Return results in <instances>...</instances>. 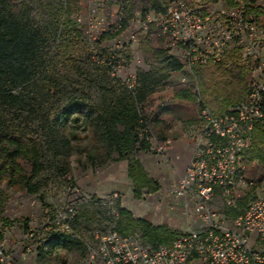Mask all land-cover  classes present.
<instances>
[{
  "label": "built area",
  "instance_id": "obj_1",
  "mask_svg": "<svg viewBox=\"0 0 264 264\" xmlns=\"http://www.w3.org/2000/svg\"><path fill=\"white\" fill-rule=\"evenodd\" d=\"M256 8L264 9V0H155L125 26L121 0L111 19L104 15L96 20L91 7L85 21L80 14L75 16L84 25L93 60L107 66L111 76L133 94L146 65L139 34H153L152 27L163 36L164 48L184 62L185 72L225 64L234 57L249 75L245 99L227 112L214 115L198 98L200 124L186 170L158 192L169 199L171 209L182 208L187 228L157 246L140 233L96 229L80 237L86 252L84 264H264V192L250 196L255 185L245 177V158L254 145L255 131L264 132V27ZM106 32L112 37L103 40ZM187 79L184 75L182 81ZM147 140L149 153L164 152L170 143L160 142L154 133ZM244 197L248 199L240 208ZM80 207L79 201L45 213V233L31 247L36 257L46 235L78 236L74 222ZM8 243L4 232L0 264H18Z\"/></svg>",
  "mask_w": 264,
  "mask_h": 264
},
{
  "label": "trees",
  "instance_id": "obj_2",
  "mask_svg": "<svg viewBox=\"0 0 264 264\" xmlns=\"http://www.w3.org/2000/svg\"><path fill=\"white\" fill-rule=\"evenodd\" d=\"M38 1L47 14L44 23L34 18L31 0H0V184L39 195L40 176L47 170L45 160L50 157L58 172L70 173L71 158L87 151L80 146L77 132L84 123L93 129L97 139V145L88 154L91 163H97L99 157L101 162L113 160L114 154L119 159H128L135 194L140 196L143 189L156 193L158 187L153 186L133 155L137 149L149 153L147 136L150 133H157L162 141L165 139L160 136L158 125L163 123L165 115H175L183 101L199 106L196 101L202 92L196 93L194 82L171 84L173 74L184 72V62L164 48V38L154 27L153 34L140 33L139 46L148 69L140 70V86L133 94L118 78L111 76L107 66L93 60L85 28L74 19L84 10L83 0ZM118 1L121 0H105L108 19ZM122 1L125 2V26L137 11L155 4V0ZM254 12L264 27V9L256 8ZM111 37L106 32L103 40ZM85 63H91L94 69L88 72ZM65 68L87 75L90 84L98 90L100 100L90 98L84 89L71 90L61 74ZM237 68L248 89L247 69ZM196 79L201 91L200 79L197 76ZM169 84L173 87L171 101L156 103L152 96ZM239 102L231 99L219 111L210 110L220 115L227 106ZM260 142H264V132L257 130L254 148L245 158V177L255 187L264 181V150L258 147ZM247 199L242 198L240 204L245 206ZM5 200L1 191L0 240L6 224ZM89 211L81 205L74 222L77 230L91 219L113 221L104 211ZM118 211L115 229L123 234L138 228L154 246L168 243L176 236L167 227L155 226L146 219L135 220L120 203ZM77 240L59 232L46 235L38 247L37 261H47L53 251L62 247L80 248L81 242Z\"/></svg>",
  "mask_w": 264,
  "mask_h": 264
},
{
  "label": "rangeland",
  "instance_id": "obj_3",
  "mask_svg": "<svg viewBox=\"0 0 264 264\" xmlns=\"http://www.w3.org/2000/svg\"><path fill=\"white\" fill-rule=\"evenodd\" d=\"M83 3L84 10L77 14H80L84 21L89 16L90 7L96 10V13H94L96 20L104 15L107 16V12H109L104 0H83ZM31 4L34 18L44 23L47 14L44 8L41 7L40 2L31 0ZM79 24L83 25L82 22H79ZM139 49H141L140 46ZM84 66L88 72L94 69L91 63H85ZM238 66L245 68L237 58L233 57L225 64L196 67L194 69L201 82V91H199L200 89L196 90V87L195 91L198 94L202 92L199 98L204 100L214 113L225 107V103L231 99H238L240 102L245 99L247 88L245 89V79L240 76ZM143 68L148 69V66L145 65ZM185 71L181 74H173L171 84L194 82L197 86L195 73ZM198 73H200V76ZM61 74L67 80L68 87L71 90L84 89V93L90 98L95 101L100 100L98 90L90 84L87 75L66 68L61 70ZM184 75L188 77L185 82L182 81ZM172 95L173 87L169 84L165 89L155 93L152 99L156 103L164 100L171 101ZM195 105L194 102L183 101V106H177L175 115H165L163 123L158 125L157 130L161 134L160 136H165V139L162 141L157 133H154L157 139L160 142L168 141V139L170 141L164 152L147 154L137 149L133 155L134 159L142 165L144 173L157 185L161 183V186L164 187L165 185L166 187L179 177L175 179L174 176L170 177L174 169L173 162L177 161L179 157L177 154L168 151L170 146L180 144L191 152L193 150V143L200 124V106ZM232 106H227L226 111L223 112H227ZM77 132L80 136L78 140L80 146L87 148V151L71 158L70 173L58 172L51 157L45 160L47 170L40 176L42 189L39 195H29L24 190L7 188L5 184H0V192H4L6 199L4 214L6 224L3 231L7 236V241H9L7 245L15 253L16 263L18 264H84L86 252L80 237H87L96 229L117 228L119 203L132 213L135 220L146 219L155 226L174 229L173 231L176 234L180 231L181 224H185L181 210L177 207L170 209V201L165 195L160 196L158 192H147L146 189H143L140 196L135 194L134 183L129 176L128 159H119L118 155L114 154L113 160L101 162L99 157L97 163H91L88 154L97 145L93 129L81 123ZM184 134H187L188 137L183 141ZM258 147L264 150V142H260ZM253 148L254 146L251 151ZM251 151L247 157L250 156ZM167 170H170V173H165ZM263 192L264 181L250 190V196ZM79 201L81 205L83 204L84 207L90 210V213L96 210L104 211L112 217L113 221L100 222L92 219L87 221L78 230L75 228L78 233L75 238L81 242L80 248H59L49 255L47 261L40 263L37 261L35 252L31 247L35 246V239L38 238L39 234L45 233L43 222L45 213L65 208ZM163 202L166 205L165 207L164 205L161 206ZM243 207L244 205L240 204V208ZM183 229H186V226ZM130 231L131 233L141 234L138 228L133 227ZM29 247L31 250L26 253L25 250Z\"/></svg>",
  "mask_w": 264,
  "mask_h": 264
},
{
  "label": "crops",
  "instance_id": "obj_4",
  "mask_svg": "<svg viewBox=\"0 0 264 264\" xmlns=\"http://www.w3.org/2000/svg\"><path fill=\"white\" fill-rule=\"evenodd\" d=\"M188 137V135L187 134H184V137H183V141L186 139ZM169 140V139H168ZM177 143V142H176ZM168 151L170 152V153H173V154H177V156H179L178 157V160L177 161H175V162H173V166H174V169H173V171H172V175H170V177L171 176H174V179L175 178H177L178 176H181L184 172H185V170H186V167H187V164H188V162H189V159H190V156H191V151L190 150H187L186 149V147L184 146V145H180V144H174V145H172V146H170L169 148H168ZM145 153H147V152H145ZM147 154H151V153H147ZM173 160V159H172ZM174 161V160H173ZM165 173H170V170H167ZM162 184L161 183H159V185H157L156 183H154L153 182V186H157L158 187V191L157 192H159L162 188H164L165 187V185H164V187L163 186H161ZM161 186V187H160ZM162 205H164V207L166 206L165 204H164V202L163 203H161V206ZM170 208V207H169ZM177 208H179L180 210H181V214L183 215L182 216V219H183V222H185V224L183 225V224H181V226L179 227L180 229L181 228H184L185 226H186V228H187V226L189 225V223H187V220H186V217H184V214H183V210H182V208L181 207H177ZM171 209V208H170ZM191 222L193 221L192 220V218H191V220H190ZM174 230V229H173Z\"/></svg>",
  "mask_w": 264,
  "mask_h": 264
}]
</instances>
